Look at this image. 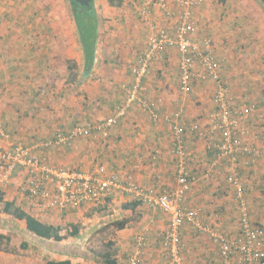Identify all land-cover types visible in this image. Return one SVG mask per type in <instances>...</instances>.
Returning <instances> with one entry per match:
<instances>
[{
  "label": "crops",
  "instance_id": "obj_1",
  "mask_svg": "<svg viewBox=\"0 0 264 264\" xmlns=\"http://www.w3.org/2000/svg\"><path fill=\"white\" fill-rule=\"evenodd\" d=\"M12 1L16 7L12 5L10 8L0 9V74L2 69H5V74L1 75L6 80H20V84L15 82V85H12L9 95L34 97L32 90L35 85L29 87L23 81L28 77L31 65L34 63L36 66L35 71L40 75V85L43 78L47 81L51 75H54V79L59 78L62 70L59 65L63 66L66 60L79 59L78 44L72 28L69 31L62 30V19L57 23L58 26L51 28L53 33L57 31L59 34V37L54 38L56 42L45 39L40 43L35 42V38L30 35L35 33L29 31L31 25L24 24V17L27 14L24 11L27 6L26 0ZM105 1L107 3L108 0ZM209 1L211 2L206 0L194 12L198 30L192 38L201 45L206 40L203 38L205 30L202 16L211 18L213 14V10L208 9ZM28 8L31 9L32 6ZM171 11V15H166L165 12L155 10L151 19L160 26L170 27L174 34L179 10L172 7ZM62 15L61 13V17ZM228 18L230 19V16ZM41 20L42 25L35 26L38 33L42 29L45 32L46 27L49 28L44 14ZM17 22L21 24L16 25ZM138 22L130 19V23L135 25L127 27L129 30L133 29L129 31V36L124 34V37L127 36L124 45L114 46L118 55L112 52L109 56L103 55L102 44L96 46V57L92 58L95 65L93 69L92 67L83 69L89 72L88 77L84 74L86 78L84 82L75 74L76 79H71L72 82H67L66 79L58 89L57 86L52 87V84L47 86L44 84L42 100L39 96L40 99H36L30 108L32 111L30 114L34 116L32 119L36 122L29 127L27 138L22 136L25 141L22 142L30 147H40L38 150L34 149V155L46 160L49 166L72 168L89 174L103 167L106 172L100 176L101 178L116 176L122 188H112L100 203L85 204L79 210L92 205L106 206L110 201L123 202L120 208H115L116 215L134 220L127 228L117 230L115 247L111 251L116 264H130L137 251L142 252L140 264H165L163 239L169 227V216L159 208L139 199L127 189V186L131 180L155 196L164 191L174 192L178 189L177 159L172 152L171 124L162 120L154 122L150 115L136 104L118 121L108 138H104L100 131L93 129L87 137L52 147L42 146L43 141L53 139L59 134L69 135L77 125L94 128L114 115L117 106L125 98L123 86L134 81L133 69L138 65L139 56L148 47L149 28L141 19ZM60 36L63 43L59 42ZM114 47L112 44L110 49L113 50ZM224 47L223 54L228 60L223 74L237 102H255L264 108V87L256 91L255 97L250 96L254 85L249 83L254 76L245 69L247 67L251 69L252 65L246 61L241 62L237 57L238 53L232 54L233 50L227 44ZM215 53L217 55L219 50ZM83 58L88 66L85 53ZM179 58L174 47L159 54L153 61L148 75L143 79V98L157 102L163 115L174 116L176 112L182 110L183 114L178 121L187 127L196 123L200 131L206 134L204 137L198 135V132L188 131L186 134V150L195 157L189 163L194 178L182 205L197 210L204 225L219 230L232 240L240 233V210L235 200V192L227 183V177L235 172L241 176L245 184L244 193L251 222L264 227V157L248 159L239 155L236 161L231 158L216 161L215 152L207 149L208 139H220L219 135L211 134L209 128V117L215 111L213 94L216 85L212 81H197L192 93H182L179 85ZM28 65L30 66L26 68ZM11 66H15L14 70L10 68ZM241 70H244L242 76L238 75ZM11 72L14 74L13 78ZM59 82L57 81V85ZM244 124L250 131L246 138L247 143L253 149L264 150V122L253 115ZM19 172H23L25 179L26 177L28 179L25 170L19 169L17 173ZM13 184L18 186L20 182L14 178L11 183L1 186L5 196L13 192L11 191ZM13 195L12 199L8 197L6 199L15 201L16 204H18L16 199L24 197L22 190L14 192ZM138 200L142 202L134 212L123 208L124 204ZM180 236L182 253L187 264H224L218 247L208 234L186 223L181 228ZM70 247L78 249L76 245ZM84 253L53 252L51 261L68 259L72 264H92L91 259L82 257ZM0 255H3L0 264H31L24 255L4 252H0ZM98 261L105 264L101 259Z\"/></svg>",
  "mask_w": 264,
  "mask_h": 264
},
{
  "label": "built area",
  "instance_id": "obj_2",
  "mask_svg": "<svg viewBox=\"0 0 264 264\" xmlns=\"http://www.w3.org/2000/svg\"><path fill=\"white\" fill-rule=\"evenodd\" d=\"M205 1L131 0L140 19L149 28L150 35L148 47L133 69L134 81L123 86L127 92L126 101L118 106L111 118L100 122L94 128L77 125L69 135L59 134L53 139L43 141L42 146L52 147L84 138L89 136L93 129L108 138L118 121L139 104L154 122L162 120L171 124L173 132L172 152L177 159L178 189L174 192L164 191L155 196L131 180L127 186L139 199L169 216V227L163 239L165 264H187L181 252L180 241L181 228L186 223L210 236L218 247L224 264H264V230L251 222L244 193L245 184L241 176L235 172L227 177V183L235 192V200L240 210V233L238 237L230 240L219 230L204 225L197 210L182 205L194 178L189 163L195 158L186 150L185 137L188 130L203 136L199 126L196 123L188 127L181 124L178 119L183 114L182 110L174 116L163 115L157 102L143 98V79L148 75L153 61L163 51L174 47L180 56L178 67L182 93H192L197 81H212L216 85L213 94L216 110L209 117V128L210 132L219 135L220 139L210 138L207 142V149L215 152L216 161L223 158L236 161L239 155L248 159L264 157V150L253 149L247 143L246 138L250 131L244 124L253 115L264 122V108L255 102H237L230 86L223 80V63L215 55L212 40L206 39L201 45L192 38L198 30L194 12ZM172 7L179 10L174 34L170 27L160 26L151 19L155 10L171 15ZM34 149H37V146L30 147L0 129V187L11 183L19 169L25 170L28 179L23 188L24 199L27 211L37 218H45L55 211L75 212L85 204H98L112 188H122L116 176L100 177L106 172L103 167L89 174L70 168L49 166L46 160L34 155ZM141 254V251H137L130 264H140Z\"/></svg>",
  "mask_w": 264,
  "mask_h": 264
},
{
  "label": "rangeland",
  "instance_id": "obj_3",
  "mask_svg": "<svg viewBox=\"0 0 264 264\" xmlns=\"http://www.w3.org/2000/svg\"><path fill=\"white\" fill-rule=\"evenodd\" d=\"M25 3L27 6L24 8V11L27 14L24 17V24L31 25L29 31L35 33L34 35L30 34L35 38V42L37 41L40 43L44 39L45 41L48 40L49 42H56L54 38H56V36L59 37V34H57V31L56 33H53L51 28L53 26H58L59 24L57 23H59L62 19V30L69 31L70 28H72L75 32L79 59L69 61L66 60V62H63V66L59 65L60 68H62L61 73L58 75L59 78L56 77L54 79V75H51V78L47 81L43 78L44 80L42 85H40V75L36 73V66L33 63L31 65V71L27 74L28 77H25L23 81L29 87H33V84L35 85L32 90V95L34 97L26 95H9V90L11 89L12 91V85L14 86L15 82L16 84H20V80L15 79V81H13L12 78L14 77V74H12V72V80H6V78L1 75L2 73L5 74V69H2L0 74V126H3L4 130L9 132L15 139L21 141H24L22 139L23 137L27 138L29 127L33 125V122H36V120L34 121L32 119L34 116H32V113L30 114V108L33 107L36 99H40L39 96L42 100V88H44V84H46V86L48 84H52V87L57 86L58 89L61 83H65L66 79L67 82H72L71 79L74 74H77L79 79L84 82L86 78L84 76L83 69L89 67L83 61L84 52L80 45L76 27L72 22L68 1L26 0ZM105 3V0H96L94 2L97 13L101 16V20L103 22H101L98 31L96 46L102 44L103 55L109 56L111 55L110 52L114 53V55H118L119 53L114 46L124 45L125 39L127 38V36L124 37V34L126 33L129 36V31L133 29L131 28L129 30L127 27L135 25V23H130V19L136 22L140 19L136 9L131 3V0H125L126 4L121 8L110 6L108 1L106 4ZM12 5H14L12 0H0V9L10 8ZM28 6H32V8L30 9ZM209 8L210 10H213L211 18L202 16L203 24H201L205 30L203 38L205 37L204 39L212 40L214 52L219 50V53L217 55L215 53V55L223 62L224 67H226L225 64L228 60V57L223 54L225 48L224 46L226 44L233 50L232 54L238 53L237 57L241 62H248L252 65L250 67L251 69L247 67L245 70H249L250 74L254 76L249 84L254 85L250 96L255 97L256 91L261 89V87H264V6L259 4L256 0H211V2L209 1L208 9ZM61 13L63 14L62 17ZM43 14L45 20L47 21L46 25H48L49 28L46 27L45 32L42 29V31L38 33L35 26L42 25L41 19L43 18ZM58 14L60 15L58 16ZM17 15L20 16L19 13H17ZM229 16L230 19L228 18ZM19 20L20 18H18V21ZM227 20L230 22H227ZM18 24L21 23L17 22L16 25ZM59 42L63 43L61 36ZM128 42L129 40L127 39V43ZM112 44L114 47L113 50L110 49ZM145 46H147V43ZM94 57H96V55ZM94 65V63L91 65L92 69L94 68ZM29 66L30 65L26 66V68ZM10 68L14 70L15 66H11ZM243 72L244 70H241L238 75L242 76ZM57 81H60L58 85ZM244 82L246 83V81ZM235 94L237 95V92ZM39 148L40 147H38L37 150ZM15 178L18 183L20 182V185L14 186L13 184L11 187V191L13 192H10V195L7 194L8 196H6L9 199H12L14 192H21L22 190L25 194L23 188L26 186L27 177L25 179V174L23 172H19L15 175ZM18 195H20V193H18ZM16 201L19 206H23V208L27 209V203L24 197L22 199H16ZM122 203L123 202L110 201L106 204V206H104V204L92 205L91 207H87L86 209H82L77 212L55 211L48 214L47 217L41 219L53 225L62 227L64 231L70 224L79 225L80 236L78 238H70L62 242V250L69 251V249L66 248H69L71 245H76L78 249L75 248V252L84 251L90 254L93 252H105L107 250L106 244L109 241L115 243L117 230L109 224L114 219L122 218L121 215L119 216L115 213V208H120ZM7 217V215L0 212V233L6 234L12 238L10 246L15 250V252H17L18 255H24V257L31 261V264H47L48 261L53 259V252H57L54 249V246H56L55 243L50 241L44 244V242L38 240L36 237L26 234L22 235V233L25 232V223L23 221H17ZM1 226H6V228H1ZM23 241H27L29 244V247L26 250L20 248V244ZM114 247L115 244L110 250L112 251ZM52 248L54 250H52ZM2 256L3 255H0V259ZM87 259H91L90 261H92V264H102V262L98 261L99 259ZM90 261L88 262L90 263Z\"/></svg>",
  "mask_w": 264,
  "mask_h": 264
},
{
  "label": "trees",
  "instance_id": "obj_4",
  "mask_svg": "<svg viewBox=\"0 0 264 264\" xmlns=\"http://www.w3.org/2000/svg\"><path fill=\"white\" fill-rule=\"evenodd\" d=\"M67 1L69 3L72 22L74 23L76 27V31H77V35L80 41L81 48L83 52L86 54L88 66H89L88 68H90L93 63L92 58L94 57L95 51H96L98 31H99V28L102 22L101 16L98 15L97 10L94 6L95 0L92 2V4L89 7H82L75 0H67ZM256 1L259 2V4H261L262 6H264L260 0H256ZM108 3L110 6L121 8L123 7L125 0H108ZM223 69H224V64H223ZM222 77H223L224 82L229 86L223 72H222ZM76 78L77 76L74 74L72 80ZM126 97H127V92L125 91V98L119 105L123 104L126 101ZM258 106L263 107L259 103H258ZM202 134H203V137L206 135L203 131H202ZM211 134L215 135V133L213 132H211ZM198 135L200 134L198 133ZM208 141H210V139H208L207 142ZM141 202H142L141 200H138V201H132V202L126 203L123 205V208L131 209L134 212L136 210V207H138L141 204ZM0 206H1L0 208L1 213L7 215L8 217L12 219L23 221L25 223L26 228H25V232L22 233V235L26 234V235H31L33 237H36L38 240L44 242V244H46V242L51 241L52 243L56 244V246H54V249L57 252H75V248L70 247V246L69 248H66V249H69V251L62 250L61 243L70 238L75 239L80 236V227L78 224H70L69 227L64 231L62 227H59L51 223H48L46 221H43L41 218H37L36 216H33L32 214H30L27 211V209L23 208L22 206H19L18 204H16L15 201L7 200L1 187H0ZM133 220L134 218H124V217L118 218V219H114L113 221H111L109 225L114 227L115 230H123L127 228ZM252 224L256 226L254 223ZM258 227L264 230V227L262 226H258ZM1 228H6V226H1ZM11 241H12V238L10 236L0 233V252L16 254L17 252H15V250L12 249L10 246ZM180 241H181V252H182V240ZM113 245H114V242L109 241L106 244L107 250L105 252H99V253L93 252L91 254L88 252H85L82 255V257L92 258V259H101L103 263L105 264H116V260L113 259V254H112L113 252H111L110 250ZM28 247H29V244L27 241L21 242L20 244L21 249L26 250L28 249ZM54 249L52 248V250ZM81 252H84V251H81ZM47 264H72V262L71 260L67 259L63 261H48Z\"/></svg>",
  "mask_w": 264,
  "mask_h": 264
},
{
  "label": "water",
  "instance_id": "obj_5",
  "mask_svg": "<svg viewBox=\"0 0 264 264\" xmlns=\"http://www.w3.org/2000/svg\"><path fill=\"white\" fill-rule=\"evenodd\" d=\"M80 6L82 7H89L94 0H75ZM264 5V0H260ZM84 74L88 75L89 72L87 70H84Z\"/></svg>",
  "mask_w": 264,
  "mask_h": 264
}]
</instances>
